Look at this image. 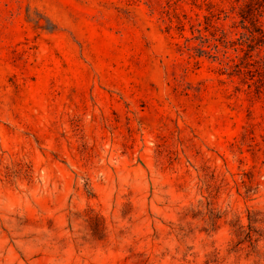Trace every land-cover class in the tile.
<instances>
[{
	"label": "rangeland",
	"instance_id": "obj_1",
	"mask_svg": "<svg viewBox=\"0 0 264 264\" xmlns=\"http://www.w3.org/2000/svg\"><path fill=\"white\" fill-rule=\"evenodd\" d=\"M0 264H264V0H0Z\"/></svg>",
	"mask_w": 264,
	"mask_h": 264
},
{
	"label": "trees",
	"instance_id": "obj_2",
	"mask_svg": "<svg viewBox=\"0 0 264 264\" xmlns=\"http://www.w3.org/2000/svg\"><path fill=\"white\" fill-rule=\"evenodd\" d=\"M239 17H240L242 22L248 21L247 16L244 13L242 14V12L241 13L239 12Z\"/></svg>",
	"mask_w": 264,
	"mask_h": 264
}]
</instances>
